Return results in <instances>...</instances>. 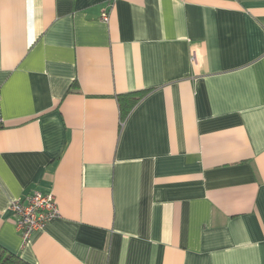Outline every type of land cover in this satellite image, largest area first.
<instances>
[{
    "label": "crops",
    "instance_id": "0c3cea01",
    "mask_svg": "<svg viewBox=\"0 0 264 264\" xmlns=\"http://www.w3.org/2000/svg\"><path fill=\"white\" fill-rule=\"evenodd\" d=\"M0 107L8 252L264 264V0H0ZM32 191L59 216L25 245Z\"/></svg>",
    "mask_w": 264,
    "mask_h": 264
},
{
    "label": "built area",
    "instance_id": "2783aa9c",
    "mask_svg": "<svg viewBox=\"0 0 264 264\" xmlns=\"http://www.w3.org/2000/svg\"><path fill=\"white\" fill-rule=\"evenodd\" d=\"M109 15L107 11L103 12L101 19L104 23H109ZM0 122H3L1 107ZM10 210L16 217V228L25 245L37 231L59 216L58 205L53 195L40 191H32L25 197L13 201Z\"/></svg>",
    "mask_w": 264,
    "mask_h": 264
},
{
    "label": "trees",
    "instance_id": "16d2710c",
    "mask_svg": "<svg viewBox=\"0 0 264 264\" xmlns=\"http://www.w3.org/2000/svg\"><path fill=\"white\" fill-rule=\"evenodd\" d=\"M146 94H147L146 91L136 92L130 94L129 96H121L119 98L121 114L123 119H125L130 114L132 109L144 98ZM0 264H30V263L24 261L19 256L8 252L6 249L0 246Z\"/></svg>",
    "mask_w": 264,
    "mask_h": 264
}]
</instances>
